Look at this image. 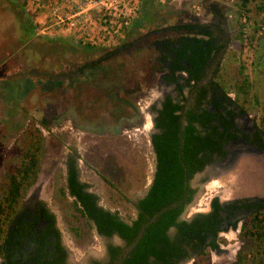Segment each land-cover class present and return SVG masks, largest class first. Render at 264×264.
Here are the masks:
<instances>
[{"label":"rangeland","instance_id":"1","mask_svg":"<svg viewBox=\"0 0 264 264\" xmlns=\"http://www.w3.org/2000/svg\"><path fill=\"white\" fill-rule=\"evenodd\" d=\"M21 3L0 0V192L7 168L20 159L31 132H38L37 173L23 197L35 187L34 201H44L51 210L73 258L99 252L103 239L74 208L65 189V160L74 157L78 179L99 206L122 218L132 213L129 198L148 181L153 165L148 131L142 128L144 113L155 108L164 93L179 97L164 76L155 43L176 36V24L211 22L219 28L222 45L204 78L213 75L243 104L249 118L263 112L264 27L260 30L259 25L264 3L260 0H249L246 10L237 0H144L124 40L110 48L34 33ZM243 78L246 84L240 91L237 85ZM243 161L248 166V160ZM199 174L195 181L206 185L216 178L222 183L197 188L188 210L203 206L211 193L224 196L227 190L238 189L231 180L244 175L229 172L225 181ZM216 249L221 252L208 250L204 264H256L263 256L239 228L232 238L219 236ZM193 262L202 264L200 258Z\"/></svg>","mask_w":264,"mask_h":264},{"label":"trees","instance_id":"2","mask_svg":"<svg viewBox=\"0 0 264 264\" xmlns=\"http://www.w3.org/2000/svg\"><path fill=\"white\" fill-rule=\"evenodd\" d=\"M248 1L237 0L239 8L246 10ZM260 1L264 3V0ZM143 2L144 0H141V4ZM26 18L27 25L33 28L31 16L27 14ZM174 28L178 30L176 36L162 38L166 52H162L161 58L165 59L166 71H168L167 80L176 82L174 74L178 70L187 73L186 82L189 84L188 81L191 80L189 93L181 94L176 100H173L169 94H165L160 107L156 109L154 125L157 130L150 134L155 159L154 171L146 193L135 204L138 208V217L132 220V224L119 218L116 212L99 206L95 201V196L83 189L84 185L77 177L74 157L68 155L65 160V189L73 196L75 210L86 221L92 222L98 233L108 235L116 231L130 241L139 226L150 215L162 206H167L144 225L135 244L118 264H141L148 254H153L156 258L161 256L157 245L169 244L167 236L163 234V229L168 224L174 223V212L181 208L180 203L174 205L170 203L179 198L184 176L188 177L194 169H199L210 158L209 154L205 155V151L209 152L213 149L220 137L225 138L229 135H223V131H218L215 124H208L209 119L216 113L200 105L207 90H211L210 98L216 100V95H220L217 91L222 89L218 82L211 79H208L206 83H201L208 66L214 62V55L222 45L218 42L219 28L211 22H182L176 24ZM161 62L163 63L162 60ZM87 65L90 64L87 63ZM261 78L264 83V66L261 70ZM244 80L243 78L237 85L240 91L246 84ZM176 87L181 92L182 85L177 83ZM262 109L259 122L264 128V99ZM195 122L198 123V127ZM262 133L264 136V129ZM30 135V142L22 152L20 159L16 164L7 168L6 183L0 192V256L3 250H6L5 245L11 244L13 240L12 231H7L9 219L23 197L25 189L33 182L37 173L41 136L35 131H32ZM200 150L203 152L202 155L196 156ZM41 203L39 206H43ZM43 209L45 215L53 221V213L48 212L46 207ZM175 224L180 227L189 223L181 220ZM240 230L242 235L249 237L260 247L263 256L256 264H264V211L243 224ZM111 250L114 253L116 247L112 246ZM206 254L207 252H204L197 258L202 260V264L205 263Z\"/></svg>","mask_w":264,"mask_h":264},{"label":"flooded vegetation","instance_id":"3","mask_svg":"<svg viewBox=\"0 0 264 264\" xmlns=\"http://www.w3.org/2000/svg\"><path fill=\"white\" fill-rule=\"evenodd\" d=\"M21 8V12L26 13L23 5ZM163 40L155 42L161 54L166 52L162 43ZM167 56H169L168 52ZM161 57L160 55V62L163 61L161 64L165 70L164 76L166 78L168 71H166L165 59ZM186 76L187 73L183 70H178L174 74L176 82H172L179 96L178 98L181 94L189 93L191 80L188 81V84ZM208 79L215 81L213 75L208 78L203 76L201 83H206ZM177 83L182 85L181 92L176 87ZM210 91L207 90L200 103L201 107L216 113L214 117L209 119L208 124H215L218 131H223V135H229L225 138L220 137L213 149L209 152L205 151V155L209 154L210 158L199 169H194L188 177L184 173L185 176L181 186L182 192L177 200L170 203V205L180 203L181 208L179 211L176 209L174 212V223L168 224L163 229V234L167 236L169 244L165 246H162L163 243L157 245L159 246L157 250L161 256L156 258L153 254H148L141 264H182L188 261L193 264L194 260L197 261V258L204 252H208V250L221 252V250L216 249L219 236H225L230 230H237V227L240 229L243 224L248 223L264 211V142L262 138L264 128L259 122V117L249 118L250 115L246 112L243 104L235 100L223 88L217 91L220 95H216V100L210 98L212 94ZM165 94H169L173 100L178 99L170 93H164L155 108H152L151 111L147 110L153 113L152 127L148 130V142L153 152V165L145 185L136 191L134 197H128L132 213L126 218L118 215L128 224H132V220L138 217V208L135 204L146 193L153 175L155 159L150 134L157 130L154 125V116ZM146 113H144V120ZM195 124L197 127L199 126L198 123L195 122ZM202 153L200 150L196 156H201ZM245 159L248 160V166L243 161ZM229 172L244 174L239 180L240 183H237L239 182L237 180H231L238 189L227 190L224 196L211 193L203 201V206L193 207L195 208L193 211H190L192 208L190 207L188 210L197 188L205 185L202 181L197 179L195 181V175L200 173L199 177L201 178L213 174L223 178ZM193 179L194 182H192ZM83 189L86 190L84 186ZM33 190L32 194L28 195L27 198H23L22 203L17 204L9 219L7 231H12L13 240L11 244L7 243L8 245H5L6 250H3V254L0 256V264H118L135 244L131 245L123 254L125 248L133 239L127 241L125 237L116 231L108 235L98 233L91 222L96 234L103 239L101 250L93 254L89 252L86 257H71L66 244L61 239L55 217L53 216L54 219L51 221L50 217L45 215L43 207H46L48 212H51V210L44 201L40 200L42 203L39 200L34 201L37 194L35 189ZM227 193L231 194L228 195ZM40 203L43 206H39ZM181 220L189 224L180 227L175 224ZM112 246L116 247L114 253L111 250Z\"/></svg>","mask_w":264,"mask_h":264},{"label":"built area","instance_id":"4","mask_svg":"<svg viewBox=\"0 0 264 264\" xmlns=\"http://www.w3.org/2000/svg\"><path fill=\"white\" fill-rule=\"evenodd\" d=\"M165 3L166 0H159ZM36 34L61 36L79 45L120 44L135 21L141 0H22ZM193 7L197 5L192 2ZM264 27L262 18L259 29ZM238 228V227H237Z\"/></svg>","mask_w":264,"mask_h":264},{"label":"bare ground","instance_id":"5","mask_svg":"<svg viewBox=\"0 0 264 264\" xmlns=\"http://www.w3.org/2000/svg\"><path fill=\"white\" fill-rule=\"evenodd\" d=\"M152 117H153V113H151V112H147L146 113V116H145V120H144V124L142 125V128L144 129V130H150L151 129V127H152ZM221 180L220 179H216L215 178V180H213L210 184H206L205 186H209L210 188L212 187V186H218V185H221ZM33 189H35V187L33 188ZM31 190L30 192H29V195L30 194H32V192H34V190ZM228 195H230V194H228ZM193 207L190 209V211H193ZM234 232H236V230L234 231V230H230L229 232H227L226 234H225V236L226 237H229V238H232L233 237V233ZM227 248L228 247H225V248H222V249H224V250H227ZM214 258H216V255H215V257ZM182 264H190V262L188 261V262H185V263H182Z\"/></svg>","mask_w":264,"mask_h":264},{"label":"water","instance_id":"6","mask_svg":"<svg viewBox=\"0 0 264 264\" xmlns=\"http://www.w3.org/2000/svg\"><path fill=\"white\" fill-rule=\"evenodd\" d=\"M262 138H263V142H264V136H263V135H262ZM166 207H167V206H162L161 208L158 209L157 212L161 211L162 209H164V208H166ZM157 212H154L152 215H150V216L148 217V219L145 220V221L140 225V228H139L137 234L135 235V237L133 238V240L130 242V244L125 248L123 254H125V252L131 247V245H133V244L136 242V240L138 239V237H139V235H140V233H141V230H142L143 226H144L146 223H148L150 220H152V219L154 218V216L156 215ZM242 215H243V214H242ZM238 217H240V215H238Z\"/></svg>","mask_w":264,"mask_h":264}]
</instances>
